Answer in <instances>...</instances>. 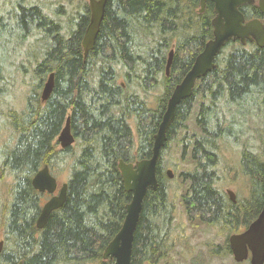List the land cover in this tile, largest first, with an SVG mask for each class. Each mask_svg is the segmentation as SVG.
<instances>
[{
	"label": "trees",
	"instance_id": "16d2710c",
	"mask_svg": "<svg viewBox=\"0 0 264 264\" xmlns=\"http://www.w3.org/2000/svg\"><path fill=\"white\" fill-rule=\"evenodd\" d=\"M257 2L240 11L246 21L264 24ZM2 6L0 97L7 92L5 81L10 96L21 94L22 105L0 110V135L9 136L0 154V182L10 178L9 197L0 208L6 228L0 264H114L103 255L132 201L119 163L152 157L174 89L213 39L214 5L208 1L201 13V0H109L87 57L82 43L91 18L88 0ZM215 64L176 109L158 163L159 187L143 203L131 264H161L178 243L168 240L176 205L163 157L171 148L180 157L171 169L181 181L180 204L193 229L216 228L227 239L224 246H211L212 255L231 254L229 237L245 231L264 206V138L257 148L249 137L241 149L238 172L246 180L247 199L233 203L219 176L223 145L241 143L247 133L241 127L264 115V48L231 41ZM52 73L54 90L43 103ZM68 118L75 144L61 150L58 138ZM60 163L69 175L67 199L39 230L46 197L34 190L32 179L45 166L58 179Z\"/></svg>",
	"mask_w": 264,
	"mask_h": 264
},
{
	"label": "water",
	"instance_id": "95a60500",
	"mask_svg": "<svg viewBox=\"0 0 264 264\" xmlns=\"http://www.w3.org/2000/svg\"><path fill=\"white\" fill-rule=\"evenodd\" d=\"M108 1L88 0L91 18L82 43L85 57L94 49ZM208 1L214 5L213 39L206 44L183 81L174 89L155 136L152 157L135 164H127L124 161L119 163L125 190L132 194V201L126 206V218L122 229L104 252L103 259L105 261L113 260L114 264H131L132 262L134 237L143 203L148 191H156L159 187L158 163L161 151L166 145L167 132L175 118L177 107L192 97L197 81L206 77L216 68L215 60L231 41H239L243 46L248 42H255L259 48H264V24L260 19L246 21L244 14L240 11L243 6L256 4V0H201V13L205 11ZM257 4L260 12L264 14V0H258ZM173 55L174 51L172 50L169 55L167 75L170 72ZM54 86L55 74L52 73L42 91L43 103L50 99ZM58 142L62 150L75 144L70 118L67 119ZM167 174L170 179H173L172 171H168ZM32 187L40 194L52 195L43 205L36 221L37 229L43 230L51 214L64 206L68 185L64 183L60 187L49 166H45L32 179ZM57 192L58 195H55ZM228 195L230 200L236 203V195L232 191H228ZM3 245L4 243L0 242V254ZM229 246L236 263L241 264L250 261V264H264V206L257 219L244 232L234 234L229 238ZM19 264L23 263L20 262Z\"/></svg>",
	"mask_w": 264,
	"mask_h": 264
},
{
	"label": "rangeland",
	"instance_id": "374dc122",
	"mask_svg": "<svg viewBox=\"0 0 264 264\" xmlns=\"http://www.w3.org/2000/svg\"><path fill=\"white\" fill-rule=\"evenodd\" d=\"M10 1L12 3H10ZM16 0H0V7H3V2L6 3L8 10L11 5ZM52 2H57L59 0H49ZM5 66L8 69V72L5 74L7 82L10 84V58L5 63ZM6 84V93L5 96L0 97V110H7L10 108V103L21 106L22 101L19 99L21 96L20 93L16 97L10 96V85ZM17 99V100H15ZM4 117L0 116V126L4 124ZM251 129L248 130V128ZM242 131H246V135L242 137L241 143L235 144L233 141L228 142V144L223 145L222 155L223 161L220 165V188H223L225 192L228 190L233 191L236 194L237 199H247L249 197V191L247 189L246 180L238 172V167L241 161V149L247 138L250 137L251 145L254 147H259L262 138H264V115L260 118L257 115L251 117L250 122L241 127ZM7 137V138H6ZM8 137L6 133L0 135V154L3 149L8 146ZM59 143V142H58ZM59 149H61L59 143ZM62 150V149H61ZM258 150V149H255ZM179 154H176L172 148L166 152L164 155V162L168 163L169 168L171 165L177 163L179 159ZM63 164H59L55 167V175L58 177L59 186L61 187L66 183L68 179V173L62 172L61 169ZM189 166L186 164L183 166V169H187ZM167 174V173H166ZM7 180V179H6ZM10 183V178L8 181L0 182V208L3 207L5 199L9 197L7 185ZM181 183L180 179L177 176H174L173 179H170L168 183L169 196L170 200L176 205L174 212V222L173 228L169 232V239H177L178 243L174 246L172 250L168 252L166 260L161 264H238L234 261L232 254L220 253L219 255H212L210 252L211 246L221 247L225 245L226 237L225 234H222L216 228L208 226H200L198 229H193L191 223L188 220V217L180 204V196L183 192V189L179 186ZM7 191V192H6ZM45 202L49 200V196L45 195ZM8 207L6 208V210ZM1 222H5L3 218V213L0 215V242L6 240V228L2 227ZM241 264H250L249 261Z\"/></svg>",
	"mask_w": 264,
	"mask_h": 264
},
{
	"label": "bare ground",
	"instance_id": "6f19581e",
	"mask_svg": "<svg viewBox=\"0 0 264 264\" xmlns=\"http://www.w3.org/2000/svg\"><path fill=\"white\" fill-rule=\"evenodd\" d=\"M240 125H241V123H240ZM237 133V132H236ZM238 134V133H237ZM238 140V139H237ZM196 218V217H195ZM242 225V224H241Z\"/></svg>",
	"mask_w": 264,
	"mask_h": 264
},
{
	"label": "flooded vegetation",
	"instance_id": "af4514ba",
	"mask_svg": "<svg viewBox=\"0 0 264 264\" xmlns=\"http://www.w3.org/2000/svg\"><path fill=\"white\" fill-rule=\"evenodd\" d=\"M228 192V191H227Z\"/></svg>",
	"mask_w": 264,
	"mask_h": 264
}]
</instances>
